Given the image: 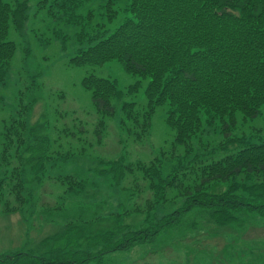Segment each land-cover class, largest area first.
Masks as SVG:
<instances>
[{
	"label": "trees",
	"instance_id": "1",
	"mask_svg": "<svg viewBox=\"0 0 264 264\" xmlns=\"http://www.w3.org/2000/svg\"><path fill=\"white\" fill-rule=\"evenodd\" d=\"M41 11L51 22L61 20L60 25L74 28L70 64L117 61L138 77L119 89L108 76H83L81 84L101 115L92 131L97 138H89L91 146L103 141V118L114 115L113 102L137 94L146 82L143 105L121 102V128L134 140H145L155 108L167 105L165 123L183 151L170 156L162 152L149 162L92 153V177L108 178L117 191L104 206L94 205L90 217H68L44 237L43 255L3 253L0 264H100L106 254L150 243L164 229H181L193 208L232 233L243 235L250 226H264L248 222L249 217H264V138L260 128L249 131L259 127L250 120L261 118L264 123V0H0V102L16 51L11 32L20 31ZM39 98L30 97L23 107L32 109ZM48 141L30 127L23 108L1 120L2 164L10 166L6 152L16 147L11 155L18 161L14 169L31 175L9 190L4 212L24 208L27 193L22 190L28 189L30 196V185L41 183L44 175L67 180V190L76 194L82 190L84 180L75 173L62 177L48 172L58 153ZM221 185L224 190H213ZM177 197L180 205L169 211ZM129 199L135 206L123 208L122 201ZM132 214L142 216L143 224H128Z\"/></svg>",
	"mask_w": 264,
	"mask_h": 264
},
{
	"label": "rangeland",
	"instance_id": "2",
	"mask_svg": "<svg viewBox=\"0 0 264 264\" xmlns=\"http://www.w3.org/2000/svg\"><path fill=\"white\" fill-rule=\"evenodd\" d=\"M33 10L34 7L31 12ZM33 14L20 31H12L10 35L16 42V51L10 62L6 85L2 88L0 124L2 119L17 114L23 108L30 127L37 130L40 136L48 137V143L58 151L52 160L55 163H50L48 172L62 177L75 173L73 175L84 180V183L82 190L76 194L67 190L71 185L67 180L50 179L44 175L41 183L30 185V196V191H26L28 189L22 190V194L27 193L24 208L4 212L9 190L17 187L16 183L20 179L27 180L31 175L14 169L18 161L11 155L16 153V147L6 152V157L11 161L10 166L2 164L4 152L1 147L0 178L4 180L0 184V254L22 251L30 255H43L45 249L40 245L41 238L60 229L61 223H65L68 217L81 219L87 217L85 213L90 217L94 205L104 206L108 197L117 190L109 186L108 178L92 177V165L89 164L92 153L108 158L122 157L126 162H149L162 152L170 156L183 151V145L174 143V131L165 123L167 105L155 108L151 116L150 133L145 140L136 141L127 130L121 128V102L134 100L143 105L146 82L137 94L124 95L122 100L113 102L114 115L103 118V141L91 146L89 138L92 135L97 138L92 131L96 129L101 115L93 105L90 91L81 84L83 76L89 72L108 76L115 79L119 89L125 88L138 77L124 71L117 61L101 66L70 64L69 58L76 46L70 37L74 28L60 25L61 20L51 22L43 11ZM60 28L67 31L69 37L63 36ZM38 95L37 104L26 110L23 106L28 99ZM249 123L259 126L249 127V131L260 128V135L264 138L263 120L253 119ZM219 139L220 135L216 136L214 143ZM224 189L221 185L213 190ZM129 200V203L122 201L123 208L132 209L135 206V201ZM180 203V198H175L169 211ZM80 211L82 217H78ZM105 211L110 212V208ZM160 211L158 215H161ZM128 217V224H143L142 216L132 214ZM248 222L263 225L264 217H249ZM165 230L169 232L166 234ZM241 232L227 231L205 217L202 210L193 208L184 218L181 229L173 226L161 231L158 239L150 243L106 254L101 264H264V249L261 251L264 246V226L253 227L243 236ZM36 262L39 260L36 259Z\"/></svg>",
	"mask_w": 264,
	"mask_h": 264
}]
</instances>
